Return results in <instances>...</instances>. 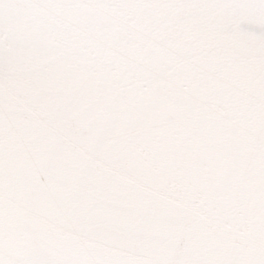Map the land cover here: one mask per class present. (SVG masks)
Listing matches in <instances>:
<instances>
[{"label": "snow or ice", "instance_id": "6c2138e0", "mask_svg": "<svg viewBox=\"0 0 264 264\" xmlns=\"http://www.w3.org/2000/svg\"><path fill=\"white\" fill-rule=\"evenodd\" d=\"M188 7L264 17V0H0V264H264V79L200 99L172 55L154 70L115 51L117 21L82 23Z\"/></svg>", "mask_w": 264, "mask_h": 264}, {"label": "water", "instance_id": "95a60500", "mask_svg": "<svg viewBox=\"0 0 264 264\" xmlns=\"http://www.w3.org/2000/svg\"><path fill=\"white\" fill-rule=\"evenodd\" d=\"M113 20L120 25L112 32L115 51L139 49L138 60L154 70L164 67L165 53L172 55L176 70L198 83L193 94L200 99L226 90L254 97L257 82L264 79V17L234 9L188 7L92 11L82 23L102 30Z\"/></svg>", "mask_w": 264, "mask_h": 264}]
</instances>
